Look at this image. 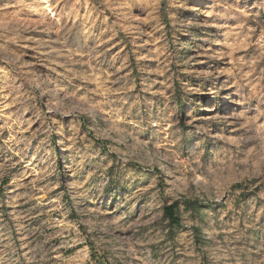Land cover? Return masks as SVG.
<instances>
[{
  "label": "rangeland",
  "instance_id": "1",
  "mask_svg": "<svg viewBox=\"0 0 264 264\" xmlns=\"http://www.w3.org/2000/svg\"><path fill=\"white\" fill-rule=\"evenodd\" d=\"M0 264H264V0H0Z\"/></svg>",
  "mask_w": 264,
  "mask_h": 264
}]
</instances>
